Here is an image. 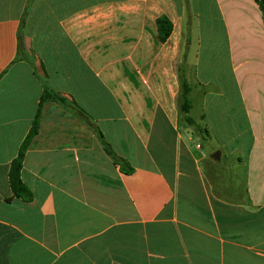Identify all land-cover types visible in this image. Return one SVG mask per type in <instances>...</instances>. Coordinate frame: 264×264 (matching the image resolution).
<instances>
[{"label":"crops","instance_id":"obj_1","mask_svg":"<svg viewBox=\"0 0 264 264\" xmlns=\"http://www.w3.org/2000/svg\"><path fill=\"white\" fill-rule=\"evenodd\" d=\"M0 264H264L259 0H0Z\"/></svg>","mask_w":264,"mask_h":264},{"label":"trees","instance_id":"obj_2","mask_svg":"<svg viewBox=\"0 0 264 264\" xmlns=\"http://www.w3.org/2000/svg\"><path fill=\"white\" fill-rule=\"evenodd\" d=\"M259 3L262 9L264 10V0H259ZM157 24H158L161 40L165 42L171 34L172 24L169 21V19L166 17H160L157 20ZM178 73H179V81H180V93L177 99V106H178L180 118L185 124H187L190 127H193L195 131L201 134L203 133L207 134V131L203 130L193 120V118L190 115L191 109L193 107L192 99L190 97L192 88L190 84L187 82L183 65H179ZM49 100H54L58 102L59 104L63 105L64 107L69 108V105L67 104V101L65 99L53 93L52 91L45 89L44 94L41 99L40 108L35 117L33 126L27 138L23 142L17 158L11 164V169H10V174H9L11 189L13 191L14 197L21 198L25 202H31L33 200V195L30 189L22 182V179H21V172L23 169V159H24L25 153L27 151V148L31 140L38 133L41 108L43 104ZM73 111H75V113L81 119H83L89 126H91L93 129H95L98 132L99 139L101 140L106 152L113 158L115 163L121 166L123 171L131 172L133 169L128 165L127 161L117 157V155L114 153L110 145L106 142L104 136L99 132L98 129H96L95 125L89 119H87V117L81 115L78 111L76 110H73Z\"/></svg>","mask_w":264,"mask_h":264},{"label":"rangeland","instance_id":"obj_3","mask_svg":"<svg viewBox=\"0 0 264 264\" xmlns=\"http://www.w3.org/2000/svg\"><path fill=\"white\" fill-rule=\"evenodd\" d=\"M194 112H193V116L196 118L195 120L196 121H198L199 120V113H200V109H199V107H198V105H196L195 107H194ZM200 121V120H199ZM201 142V144H203V146H204V150L206 151V152H208V153H211V154H216L217 152H219L220 153V151H214V149L210 146V145H208L207 143H203L202 141H200Z\"/></svg>","mask_w":264,"mask_h":264},{"label":"water","instance_id":"obj_4","mask_svg":"<svg viewBox=\"0 0 264 264\" xmlns=\"http://www.w3.org/2000/svg\"><path fill=\"white\" fill-rule=\"evenodd\" d=\"M213 158L216 159V160H219L220 159V153L217 152L216 154H214Z\"/></svg>","mask_w":264,"mask_h":264}]
</instances>
